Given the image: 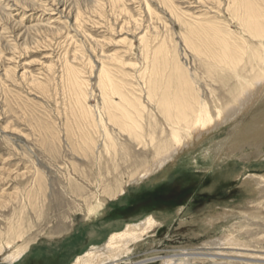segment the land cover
Instances as JSON below:
<instances>
[{"label": "rangeland", "instance_id": "rangeland-1", "mask_svg": "<svg viewBox=\"0 0 264 264\" xmlns=\"http://www.w3.org/2000/svg\"><path fill=\"white\" fill-rule=\"evenodd\" d=\"M247 3L0 0V264L102 255L112 232L149 215L157 222L115 264L182 252L221 254L194 264H264V0ZM222 48L228 63L216 61ZM68 65L87 87L80 105ZM115 88L137 101L139 112L125 106L140 140L105 112V98L121 100ZM178 91L200 115L194 125L163 112L162 96ZM248 91L250 107L226 116ZM163 153L172 158L155 168Z\"/></svg>", "mask_w": 264, "mask_h": 264}, {"label": "bare ground", "instance_id": "bare-ground-1", "mask_svg": "<svg viewBox=\"0 0 264 264\" xmlns=\"http://www.w3.org/2000/svg\"><path fill=\"white\" fill-rule=\"evenodd\" d=\"M247 5H248V3H247V0H243V10H244V8H246V10H247ZM253 6V5H252ZM254 6H255V3H254ZM259 6V5H258ZM261 7V6H260ZM248 8H250V6H248ZM253 10H254V12L255 11H257L256 10V8H252ZM246 13V16H249V13L248 12H246V11H244V14ZM238 14V13H237ZM261 14V13H260ZM262 15V14H261ZM260 16V15H259ZM243 17H245V16H243ZM255 17V16H254ZM248 18V17H247ZM257 18V17H256ZM245 19V18H244ZM242 20H243V18H242ZM246 20V19H245ZM258 20H259V18H258ZM263 20H264V18H263ZM262 21V20H261ZM250 22V21H249ZM258 22V21H257ZM246 23V22H245ZM261 23V22H260ZM248 24V23H247ZM250 24V23H249ZM254 24V23H253ZM243 25V24H242ZM246 25V24H245ZM264 25V24H263ZM244 26V25H243ZM250 26H252L251 24H250ZM256 26H257V24H256ZM256 26H254V28L256 27ZM245 27V26H244ZM262 27V26H261ZM250 28H252V27H250ZM254 28H252V30L254 29ZM259 28V27H258ZM251 32V31H250ZM258 33V32H257ZM251 35H252V32L250 33ZM255 35V34H254ZM254 35H252V36H254ZM256 36V35H255ZM254 36V37H255ZM222 42V41H221ZM225 42V41H224ZM226 43V42H225ZM224 43V44H225ZM223 44V43H222ZM227 45H228V43H226ZM226 46V45H225ZM229 46V45H228ZM232 47H233V45H231ZM223 47V46H222ZM248 47V46H247ZM247 47H246V49H247ZM231 48V47H230ZM244 48V47H243ZM223 49V48H222ZM229 49V48H228ZM226 50H227V48H226ZM248 50V49H247ZM212 51V50H211ZM210 51V52H211ZM223 51H225V49H223ZM229 51V50H228ZM243 51V50H242ZM209 52V55L211 54ZM219 52V51H218ZM230 52V51H229ZM233 52V51H232ZM231 52V53H232ZM235 52H236V50H235ZM241 52V51H240ZM212 53H213V51H212ZM228 52L227 51H225V52H223V54L221 53V51H220V54H218L217 53V57H216V61H218V60H220V61H222V59H224V61H226V60H229V58H230V56L227 54ZM238 53V52H237ZM222 54V55H221ZM230 54V53H229ZM233 54H235V53H233ZM251 54H253V53H251ZM250 54V55H251ZM232 55V54H231ZM237 55V54H236ZM242 55V54H241ZM211 56V55H210ZM214 56V55H213ZM238 56V55H237ZM256 56V55H255ZM232 57H233V55H232ZM231 57V58H232ZM235 57V56H234ZM244 57V56H243ZM249 57V56H248ZM262 57V56H261ZM116 58V57H115ZM213 58V57H212ZM214 58H215V56H214ZM214 58H213V60H214ZM240 58V57H239ZM238 58V59H239ZM245 58V57H244ZM250 58V57H249ZM241 59H243V58H241ZM237 59H235V61H236ZM254 60V59H253ZM229 61H231V60H229ZM239 61H242V60H239ZM255 61H257V58H256V60ZM254 61V62H255ZM260 61V60H259ZM116 62V61H115ZM227 62V61H226ZM250 62V61H249ZM155 63V62H154ZM228 63V62H227ZM259 63V62H258ZM222 64H225V62H223ZM252 64H253V61H252ZM156 65V64H155ZM234 65V64H233ZM258 65V64H257ZM104 66V65H103ZM253 66V65H252ZM157 67V66H156ZM178 67V66H177ZM256 66H254V68H255ZM154 68V67H153ZM153 68L151 69V71L153 70ZM105 69V68H104ZM245 69V68H244ZM253 69V68H252ZM66 70V69H65ZM107 70V69H106ZM103 71V70H102ZM102 71H101V74H102ZM108 71V70H107ZM154 71V70H153ZM177 71V70H176ZM64 72V71H63ZM112 72V71H111ZM158 72V71H157ZM66 75H67V77H68V79H69V85L72 87V90L74 91V95H75V101L76 102H78V104L80 105L81 103H84V101L82 102V99H83V97H84V95H85V93H84V90H86L87 89V87H86V89H85V86L86 85H84L85 84V82L83 83L82 82V80L80 79V76L78 75V73L76 72V70L74 69V67L73 66H71V65H68L67 66V71H66ZM181 73V72H180ZM152 74V73H151ZM159 74V73H158ZM103 75V74H102ZM106 75H107V73H106ZM113 76H114V74H113ZM105 77V76H104ZM111 77V76H110ZM155 77V76H154ZM102 78V77H101ZM115 78V77H114ZM150 78V77H149ZM148 78V79H149ZM67 79V78H66ZM117 79V78H116ZM101 80V79H100ZM113 81H115L114 79H112ZM154 80H156V79H154ZM161 80V79H160ZM159 80V81H160ZM103 81H106V80H103ZM149 82H150V80H148ZM152 81H153V78H152ZM162 81V80H161ZM68 82V81H67ZM66 82V83H67ZM102 82V81H101ZM163 82H164V80H163ZM189 82V81H188ZM260 82V81H259ZM114 84L116 83V85H115V87H117L118 88V84H117V82L115 81V82H113ZM159 83V82H158ZM161 83V82H160ZM190 83V82H189ZM151 84V83H150ZM150 84H149V86H150ZM104 85H106V82H105V84ZM103 85V86H104ZM161 85H162V83H161ZM160 85V86H161ZM189 85V84H188ZM67 86V85H66ZM114 86V85H113ZM147 86V85H146ZM148 86V87H149ZM156 86V85H155ZM190 86V85H189ZM189 86L187 87V90H188V88H189ZM164 87V86H163ZM173 87H174V85H173ZM173 87H172V89H173ZM257 87H259V86H257ZM120 88V87H119ZM152 88V87H151ZM161 88H162V86H161ZM108 89H110V88H108ZM114 89V88H113ZM113 89H112V92H113ZM157 89V88H156ZM178 89V88H177ZM177 89H176V91H177ZM190 89H192V88H190ZM70 90V89H69ZM71 90V91H72ZM119 89H116L115 88V93L116 94H121V100L118 102V103H115V101L114 100H112V101H114V104L116 105V106H114V104L111 102V100L109 101V98H107V101H106V98H105V102L107 103V104H105V112L107 113V114H109V120H111V122L112 121H114V124H117V126H119L121 129H123V130H126L127 131V133L128 134H131V138L132 137H135L136 139H141V138H143V131H142V127L140 126V124H139V122L137 121V120H135V116H134V111H131V110H127L126 108V106H125V103H126V105H130L131 106V108H135V111H138L139 112V110H138V108H137V101L135 102H133V100H132V98H131V100H129V98H127L126 96L127 95H124L125 93H123V92H120V91H118ZM152 89H148V91H151ZM158 90V89H157ZM169 90V89H168ZM168 90H167V92H168ZM179 90V89H178ZM186 89H185V91H187ZM193 91H194V89H192ZM192 90H190V91H192ZM70 91V92H71ZM102 91V90H101ZM111 91V90H110ZM165 91V90H164ZM193 91L192 92H190L191 93V95H192V93H193ZM156 93H157V91H155ZM182 92H184V91H182ZM187 92H189V90L187 91ZM186 92V93H187ZM257 92V91H256ZM263 92V91H262ZM107 93H109V92H107V86L105 87V96L106 97H109L108 95H107ZM123 93V94H122ZM152 93H153V91H151L150 92V94H151V96H152ZM156 93H155V95H156ZM159 93V92H158ZM41 94V93H40ZM113 94V93H112ZM160 94V93H159ZM168 94V93H167ZM260 94V93H259ZM111 95V94H110ZM114 95V94H113ZM176 95V94H175ZM256 95V94H255ZM154 96V95H153ZM174 96V95H173ZM181 96V95H180ZM179 96V91H178V96L177 97H175L174 98V100H173V98H170V97H168V96H166V97H163L162 96V104H163V106H164V111L163 112H165V115H167V117H169V118H173L174 117V119H177V120H179V121H181L182 123H184V124H186V125H194L195 124V122L197 121V117H200V115L199 116H197L196 117V110H195V106L194 105H192L191 103H189L188 101H189V98L188 97H185V95L184 96H181L180 97ZM200 96V95H199ZM110 97H112V96H110ZM194 97V96H193ZM192 97V98H193ZM196 98H197V95H196ZM254 98H255V96H254V92L252 93L251 91H248L247 93H245V95L244 96H242L239 100L238 99H236V104H234V105H232V106H229L228 108H227V111H226V116H229V115H232V114H235L236 113V111H241V108H239L241 105H243L244 106V104H246V106L244 107V108H246L247 107V109L250 107V106H248V103L249 102H251V101H253L254 100ZM85 99V98H84ZM111 99V98H110ZM113 99V98H112ZM128 99V100H127ZM136 99H138V97L136 98ZM150 99V101H151V98H149ZM156 99H157V97H156ZM199 99V98H198ZM158 100V99H157ZM192 100V99H191ZM194 100V99H193ZM255 100H256V98H255ZM74 101V100H73ZM154 101V100H153ZM160 101V102H161ZM142 102V101H141ZM155 102V101H154ZM191 102H193V101H191ZM195 102V101H194ZM196 102H197V100H196ZM135 103H136V105H135ZM140 103V102H139ZM254 103V102H253ZM76 104V103H75ZM161 104V103H160ZM194 104V103H193ZM200 105V104H199ZM231 105V104H230ZM250 105H252L251 103H250ZM141 106H143V103L141 104ZM139 107V106H138ZM160 107H161V105H160ZM196 107H197V105H196ZM82 108V107H81ZM83 108H84V105H83ZM173 108H174V111H173ZM243 108V107H242ZM85 109V108H84ZM140 109H141V107H140ZM159 109H161V108H159ZM163 109V108H162ZM200 109V108H199ZM246 109V110H247ZM82 110V109H81ZM88 110V109H87ZM224 111H225V109H223ZM245 109H243V111H244ZM85 111V110H84ZM82 112H83V110H82ZM137 112V113H138ZM141 112V111H140ZM237 114V113H236ZM236 114L234 115V116H236ZM76 115V114H75ZM136 115V114H135ZM140 115H142V113L140 114ZM80 116H81V114H80ZM233 116V115H232ZM231 118V117H230ZM78 119V118H77ZM80 119V118H79ZM83 121H84V124L85 123H88L89 122V124L88 125H90V126H94V125H96L97 126V124H95L96 122H92V116H91V114H90V112H88V113H86V111L83 113ZM94 119V118H93ZM96 120V119H95ZM94 120V121H95ZM82 121V120H81ZM175 121V120H174ZM141 123V122H140ZM81 124H83L82 122H81ZM77 126H79V125H77ZM84 126V125H83ZM86 126V125H85ZM84 126V127H85ZM80 127V126H79ZM78 127V130L79 129H82V126H81V128H79ZM88 127V126H87ZM86 127V128H87ZM143 127H144V125H143ZM90 128V127H89ZM85 130V129H84ZM83 129H82V133H83V136H84V138L87 140V142L88 141H90V140H93L92 138V136L94 135L93 133L94 132H92L91 131V134H90V131H84ZM89 130V129H88ZM93 130V129H92ZM93 131H95V130H93ZM145 132H147V131H145ZM77 133V132H76ZM151 133V132H150ZM154 133V132H153ZM80 134V133H79ZM148 135V134H147ZM74 136V135H73ZM95 137V136H94ZM109 137H112V135L111 136H109ZM151 137V136H150ZM83 138V139H84ZM162 142V141H161ZM91 143H92V141H91ZM89 144V146H90V142L88 143ZM93 147V146H92ZM91 148V147H90ZM161 152V149L159 148V149H157L156 150V152ZM177 152H178V150H176ZM172 152H174V151H172ZM163 154H166V153H163ZM175 155V154H174ZM174 155H173V157H174ZM172 158V156H171V154H166V155H163V156H161V157H159V159H157V161H155V163L153 164L154 165V167L156 166L158 169H160V167H163V165H165V163L168 161V160H170ZM150 166V165H149ZM155 167V168H156ZM154 170V169H153ZM151 172H152V170L151 169H146V170H144V173L140 176V178H144V177H147L148 175H150L151 174ZM138 176H139V174H138ZM138 176H136L137 178L136 179H133L134 181L135 180H138L139 179V177ZM264 177V176H263ZM261 179H263L262 177H260ZM260 180V179H259ZM264 181V180H263ZM263 181H261V182H263ZM258 182V181H257ZM261 184V183H260ZM37 190V189H36ZM121 193H124V189L121 191ZM28 194V193H27ZM31 197V196H30ZM157 222V219L153 216V215H149V216H147L145 219H143V220H141V221H139V222H136V223H131V224H127L125 227H123L122 228V230H119V231H115V232H112L111 234H110V236H109V238L107 239V241H106V243H105V253L104 254H102V255H94L92 252H87L86 254H84V255H80V256H77L76 257V259L71 263V264H100V263H102V262H105V261H107L108 262V260H112L113 259V262H111L110 261V264H115V262L116 261H118V260H120L119 258L122 256V255H125V254H127L128 252H129V250L127 249V245H128V243H129V241H131V240H139V239H141L143 236V234L147 231V230H149V228L153 225V224H155ZM104 246V245H103ZM102 246V247H103ZM8 247H11L10 246V243L8 244ZM18 250V249H17ZM27 251V247L26 248H23V249H21V250H19V251H12L11 253H9L8 255H7V257H6V261H9V262H14V261H16V260H19V259H21L22 258V256H23V254L25 253ZM100 251V250H99ZM101 252V251H100ZM200 255H204V256H206L207 258L209 257V258H214V257H216V255L218 256V255H221V254H210V253H204V254H202V253H196V252H182V253H175V254H173L172 256H157V257H154V258H157V259H160V260H162V259H166V258H168L167 260H164V261H166L168 264H194L193 263V260L196 258V257H199ZM225 256V255H224ZM217 258V257H216ZM227 258V257H226ZM122 259H123V257H122ZM149 260H151V259H153V258H148ZM147 259V260H148ZM5 260V259H4ZM122 261V260H121ZM134 261V260H133ZM118 263V262H117ZM103 264H106V262L105 263H103ZM108 264H109V262H108ZM127 264H135L134 262H132V261H130L129 263H127Z\"/></svg>", "mask_w": 264, "mask_h": 264}, {"label": "crops", "instance_id": "crops-1", "mask_svg": "<svg viewBox=\"0 0 264 264\" xmlns=\"http://www.w3.org/2000/svg\"><path fill=\"white\" fill-rule=\"evenodd\" d=\"M38 249H39V248H38ZM37 251H38V250H37ZM35 252H36V251H33V250H32V251H30V254H32V253L34 254ZM39 253H40V252H39ZM39 253H37V254H39Z\"/></svg>", "mask_w": 264, "mask_h": 264}]
</instances>
